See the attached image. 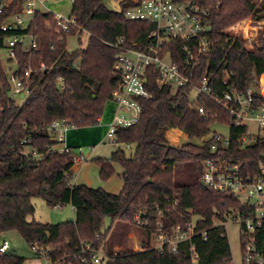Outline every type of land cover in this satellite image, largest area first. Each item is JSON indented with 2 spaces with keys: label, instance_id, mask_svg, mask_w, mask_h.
Listing matches in <instances>:
<instances>
[{
  "label": "trees",
  "instance_id": "16d2710c",
  "mask_svg": "<svg viewBox=\"0 0 264 264\" xmlns=\"http://www.w3.org/2000/svg\"><path fill=\"white\" fill-rule=\"evenodd\" d=\"M210 12V41L212 46L198 59L196 79L206 75L217 95L225 90V73L232 74L238 91L252 89L259 98V78L264 73V35L246 49L241 36H229L225 31L235 23L251 18L264 20V0L256 7L249 0H190ZM130 6L127 0L119 2L120 11L109 10L104 0H72L70 17L75 20L68 34L57 33L55 15L36 11L27 26V32L38 38L37 48L29 57L23 53V44L17 45L18 72L31 67L35 84L25 101L16 103L9 96V83L0 59V87L3 112L0 121V235L17 232L29 246H52V263L92 264L89 255L81 254V242L93 245L94 252L102 250L104 257L98 264H232L233 259L225 230L213 226V216L228 208L243 205L226 193L201 185L203 163L210 159L231 160L234 163L259 162L264 144L260 141L241 149L239 138L244 128L235 126L234 118L210 97L192 98L189 86L157 87L155 75H147L148 99L139 100L141 115L138 122L116 132V149L109 159L95 160L103 181L120 168L122 188L111 194L85 185H70V171L74 163L68 156L53 151L56 145L50 127L54 121H64L71 127H90L98 124L105 104L119 85L114 70L115 56L128 48L141 50L150 44L152 24L131 21L124 12ZM21 10V0L5 15ZM10 33L0 32V48ZM87 36L84 48L67 50L69 36ZM120 40L118 48L114 45ZM184 43L166 44L173 63L183 66ZM30 61V65L28 64ZM43 62L45 69L40 70ZM77 78L96 90L85 91L76 85L60 89L57 79ZM204 109V114L198 112ZM214 125L228 128L229 145L211 150V142L192 143L206 138ZM177 129L188 139L173 147L168 144L167 132ZM27 140L26 144H22ZM132 150L127 156L125 149ZM35 150L37 157L27 154ZM33 198L42 199L50 208L71 205L74 219L65 223H39L27 218L34 213ZM139 215L142 226L136 227L134 217ZM193 217L196 232L207 233V241L195 236L191 241L177 245L172 254L167 246L154 248L156 223L169 231L184 225ZM109 224L104 227V221ZM135 228L143 239V248L135 251L127 242L125 232ZM264 241V225L258 232V241ZM113 245L120 246L117 254ZM75 258V259H74ZM87 262L83 263L82 259ZM25 257L8 249L0 255V264H23Z\"/></svg>",
  "mask_w": 264,
  "mask_h": 264
},
{
  "label": "built area",
  "instance_id": "2783aa9c",
  "mask_svg": "<svg viewBox=\"0 0 264 264\" xmlns=\"http://www.w3.org/2000/svg\"><path fill=\"white\" fill-rule=\"evenodd\" d=\"M18 0H0V16L11 10ZM130 6L124 12L126 19L131 21H142L152 24L154 29L149 34L150 44L141 50L125 49L120 50L115 56L114 70L119 75V85L112 92L110 101L115 105L113 118L109 124L107 138L117 146L115 139L119 128H128L136 124L141 115L139 100L148 99L150 93L146 88L147 75H155L156 85L159 88L171 86L173 88L189 86L197 96L210 97L226 113L234 118L235 126L244 128V133L239 138L241 149H245L255 142L264 144V73L259 78V98L254 97L252 89L244 92L238 91L232 82V74L225 73L222 84L225 90L221 95L213 92L210 80L206 75L196 79V67L198 59L196 54L207 53L212 42L210 41V12L208 9L200 7L190 0H127ZM256 7H259L263 0H249ZM49 0H21V10L11 12L0 24V32L10 33L5 37L1 53L5 52L6 57L2 65L8 66L9 71L4 67L7 81L9 83L8 96L16 103L26 100L30 89L35 84V73L31 67L18 72L17 45L23 44V53L32 56L37 48L38 38L35 34L27 32V26L33 20V15L37 11V6H45ZM72 2V0H71ZM40 11V10H38ZM120 11V9H119ZM260 23L253 21L249 23ZM57 33L68 34L71 27L75 26L72 17L55 16ZM255 28V29H254ZM250 28L252 32L246 30H235L231 26L225 31L229 36L241 38L247 42L246 49L253 50V44L257 42L256 27ZM171 42L184 43L185 56L183 66L179 67L172 62L170 52L164 51L166 44ZM120 40L114 45L118 48ZM30 65V61L28 63ZM39 69H45V64L41 62ZM57 86L64 89L67 86L76 85L72 80L58 78ZM80 89L94 91L91 84L78 82ZM1 93V87H0ZM22 96V97H21ZM3 107L0 98V121ZM199 114H204V109H198ZM69 125L64 121H54L50 130L54 133L56 145L53 151L68 156L74 164L87 161L81 149L74 152V149L64 144L63 134ZM252 128V129H251ZM253 129L255 133L253 132ZM171 134V133H170ZM211 142V150L217 148H227L229 145V135L222 136L218 132L210 133L207 139ZM24 140L22 144H26ZM27 154L37 157L35 150H26ZM263 156V154H262ZM264 158V156H263ZM203 187L226 193L237 199L243 208H228L226 212H218L213 216V226H219L225 230L229 224H238L241 245L240 264H264V241H258V232L264 225V164L259 162L256 166L252 162L234 163L225 159H210L203 163L201 177ZM55 206L54 208H60ZM193 217L184 225H177L169 231L163 229L160 222L156 223V239L154 248L163 249L165 246L172 254L177 253V245L182 242L191 241L195 236H202L203 241H207V233L196 232V220ZM136 227L142 226L139 215L134 217ZM130 232V231H129ZM127 232L125 237L133 238L134 247L143 248V239H136ZM140 235V234H139ZM126 237V238H127ZM141 237V236H140ZM9 249V244L3 241L0 245V255ZM34 257L42 258L45 264H53L51 253L54 252L52 246H39L34 244L30 247ZM114 254L117 252L113 251ZM81 254L89 255L92 264H98L104 257L100 249L94 252L93 245L87 241L81 242ZM75 259V258H74ZM196 255H192V264H196ZM87 262L86 258L82 259ZM59 264H71L64 260ZM232 264H235L234 262Z\"/></svg>",
  "mask_w": 264,
  "mask_h": 264
},
{
  "label": "rangeland",
  "instance_id": "374dc122",
  "mask_svg": "<svg viewBox=\"0 0 264 264\" xmlns=\"http://www.w3.org/2000/svg\"><path fill=\"white\" fill-rule=\"evenodd\" d=\"M105 6L112 11L119 10V0H104ZM71 10V0H50L45 4V6L40 10L41 12H51L55 16L69 17ZM249 19H245L235 23V30L252 32L250 28L256 27L257 38L260 35H264V21L254 25L249 23ZM252 20V19H251ZM255 29V28H254ZM78 36H69L67 39V50L74 51L79 48H84L87 44V36L83 35L80 37L81 43H79ZM6 57L5 52L1 53V59L4 63ZM7 71H9L8 66H4ZM195 97V93H192V98ZM115 110V105L112 101L108 100L105 104L104 111L100 117V122L97 125L90 127H68L67 139L70 141L71 147L74 152L77 153L81 149L82 153L87 156V161L74 167L71 171L69 184L72 185H85L93 189H102L107 193L117 194L121 190L122 181L118 174L120 173V168L115 165V173L106 181H103L99 175V167L95 160L98 158L109 159L111 153L116 149L115 146L109 138H107V133L109 129V124L113 118V111ZM252 129V128H251ZM218 132L222 136L227 137L228 128L226 126L214 125L211 129V133ZM253 132L255 133L254 129ZM171 133V134H170ZM210 134L203 139L193 140L192 143L201 144L203 140H207ZM168 144L170 146L176 147L181 144L187 143V136L181 131H170L166 135ZM127 156L132 152L130 149H125ZM264 156V152H263ZM32 204L34 206L33 215L29 216L27 220L29 222H39V223H65L71 222L74 219V208L71 205H67L60 208H50L46 203L40 198H33ZM109 220L104 221V227H107ZM129 234L136 239H140V232L131 228ZM226 234L228 237L230 251L232 255L233 262L235 264H240L241 262V245H240V233L238 224H229L226 227ZM127 237V236H126ZM3 241H7L10 248L19 256L25 257V264H45L42 258L34 257L31 253L30 247L23 241L17 232L11 231L0 235V245ZM128 244L133 247V238L127 237ZM114 247L117 245H113ZM113 248V247H112ZM139 250V246L135 247Z\"/></svg>",
  "mask_w": 264,
  "mask_h": 264
},
{
  "label": "crops",
  "instance_id": "0c3cea01",
  "mask_svg": "<svg viewBox=\"0 0 264 264\" xmlns=\"http://www.w3.org/2000/svg\"><path fill=\"white\" fill-rule=\"evenodd\" d=\"M50 1V0H49ZM121 0H119V2H120ZM118 5H119V3H118ZM44 7V6H43ZM43 7H41V6H37L36 8H37V11L38 10H41ZM119 9H120V7H119ZM117 11H119V10H117ZM70 16V15H69ZM72 82L75 84L76 83V86H77V84H78V82H80L77 78H74V79H72ZM98 122H100V119L98 120ZM179 131V130H177V129H171V130H169L167 133H169L170 131ZM68 129L64 132V134H63V138H64V144L66 145V146H68V147H71V145H70V141L67 139V133H68ZM72 148V147H71ZM80 164H82V163H78V164H74V167H76V166H78V165H80ZM73 167V168H74ZM73 168L71 169V171L73 170ZM71 171H70V174H71ZM121 172V171H120ZM121 188H122V185H121ZM120 192V191H119ZM131 230V229H130ZM130 230H128L127 232H129ZM127 232H125L124 234H126ZM141 238V237H140ZM142 239V238H141ZM126 240H127V238H126ZM7 242V241H6ZM128 242V241H127ZM8 243V242H7ZM135 251H140V250H137L134 246L132 247ZM9 249H11L10 248V246H9ZM120 249H121V247L120 246H113V248H112V250L113 251H115V252H119L120 251ZM12 250V249H11ZM23 264H25V261H24V263Z\"/></svg>",
  "mask_w": 264,
  "mask_h": 264
},
{
  "label": "water",
  "instance_id": "95a60500",
  "mask_svg": "<svg viewBox=\"0 0 264 264\" xmlns=\"http://www.w3.org/2000/svg\"><path fill=\"white\" fill-rule=\"evenodd\" d=\"M22 97V96H21ZM201 185L203 186V184L201 183Z\"/></svg>",
  "mask_w": 264,
  "mask_h": 264
}]
</instances>
